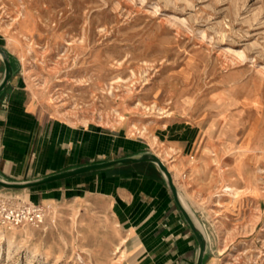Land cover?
Segmentation results:
<instances>
[{
  "label": "rangeland",
  "instance_id": "rangeland-1",
  "mask_svg": "<svg viewBox=\"0 0 264 264\" xmlns=\"http://www.w3.org/2000/svg\"><path fill=\"white\" fill-rule=\"evenodd\" d=\"M0 32L40 106L165 157L205 229L208 262L264 264V0H0ZM182 121L200 134L178 166L154 132ZM170 201L167 213L181 215ZM43 204L40 226L0 223V264L147 258L108 197Z\"/></svg>",
  "mask_w": 264,
  "mask_h": 264
},
{
  "label": "crops",
  "instance_id": "crops-1",
  "mask_svg": "<svg viewBox=\"0 0 264 264\" xmlns=\"http://www.w3.org/2000/svg\"><path fill=\"white\" fill-rule=\"evenodd\" d=\"M0 46L9 51L14 68L13 77L0 94V176L33 179L88 162L153 151L149 141L131 137L121 129L77 124L44 109L23 73L20 57L2 35ZM4 71L0 57V81ZM196 126L182 121L170 125V136L168 125L164 131L154 132L168 149V155L181 156L174 158L175 165L182 166L186 157H194L187 151L199 137ZM163 160L170 167L165 157ZM149 165L154 166L147 162L81 174L27 189V195L40 203L66 201L87 193L104 195L111 201L115 214L122 221H130V228L135 231L134 243L144 245L147 258H140L138 264H195L197 254H191L195 236H191L193 232L182 214L167 213L172 205L170 200L175 201L165 181L142 168ZM205 264L220 263L205 260Z\"/></svg>",
  "mask_w": 264,
  "mask_h": 264
},
{
  "label": "water",
  "instance_id": "water-1",
  "mask_svg": "<svg viewBox=\"0 0 264 264\" xmlns=\"http://www.w3.org/2000/svg\"><path fill=\"white\" fill-rule=\"evenodd\" d=\"M0 57L2 58L5 65L4 76L0 81L1 94L14 75V68L10 58V53L3 46H0ZM146 162L154 164L159 169L177 207L179 208L181 214L183 215L185 221L187 222L188 226L193 232V235L195 236L198 244L195 264H205L209 244L205 229L201 225V222L199 221L197 216L193 214L192 210L184 199L181 191L179 190V187L175 182L173 173L171 172L165 161L153 151H141L118 158L88 162L33 179L11 180L0 176V187L10 190H25L30 188H37L49 183L71 178L81 174L122 168Z\"/></svg>",
  "mask_w": 264,
  "mask_h": 264
},
{
  "label": "built area",
  "instance_id": "built-area-1",
  "mask_svg": "<svg viewBox=\"0 0 264 264\" xmlns=\"http://www.w3.org/2000/svg\"><path fill=\"white\" fill-rule=\"evenodd\" d=\"M19 191L0 187V223L9 226H40L45 221L47 206L25 198Z\"/></svg>",
  "mask_w": 264,
  "mask_h": 264
},
{
  "label": "bare ground",
  "instance_id": "bare-ground-1",
  "mask_svg": "<svg viewBox=\"0 0 264 264\" xmlns=\"http://www.w3.org/2000/svg\"><path fill=\"white\" fill-rule=\"evenodd\" d=\"M157 153V152H156ZM158 154V153H157ZM159 155V154H158ZM160 156V155H159ZM161 157V156H160ZM162 158V157H161ZM163 159V158H162ZM169 169H170V167H169ZM234 189V188H233ZM233 191V190H232ZM236 193V192H235ZM27 194V193H26Z\"/></svg>",
  "mask_w": 264,
  "mask_h": 264
},
{
  "label": "trees",
  "instance_id": "trees-1",
  "mask_svg": "<svg viewBox=\"0 0 264 264\" xmlns=\"http://www.w3.org/2000/svg\"><path fill=\"white\" fill-rule=\"evenodd\" d=\"M147 163V162H146ZM154 165V164H153Z\"/></svg>",
  "mask_w": 264,
  "mask_h": 264
}]
</instances>
